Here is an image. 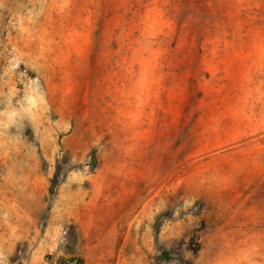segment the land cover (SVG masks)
<instances>
[{
	"label": "rangeland",
	"instance_id": "rangeland-1",
	"mask_svg": "<svg viewBox=\"0 0 264 264\" xmlns=\"http://www.w3.org/2000/svg\"><path fill=\"white\" fill-rule=\"evenodd\" d=\"M69 256L264 264V0H0V264Z\"/></svg>",
	"mask_w": 264,
	"mask_h": 264
},
{
	"label": "trees",
	"instance_id": "trees-1",
	"mask_svg": "<svg viewBox=\"0 0 264 264\" xmlns=\"http://www.w3.org/2000/svg\"><path fill=\"white\" fill-rule=\"evenodd\" d=\"M165 254V252H163ZM82 264V258L77 256H69L66 260H62L60 264Z\"/></svg>",
	"mask_w": 264,
	"mask_h": 264
}]
</instances>
